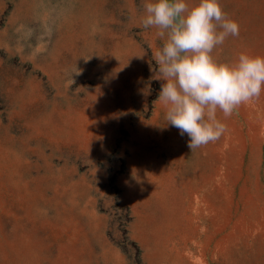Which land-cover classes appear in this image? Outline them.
I'll return each instance as SVG.
<instances>
[{
    "label": "rangeland",
    "instance_id": "obj_1",
    "mask_svg": "<svg viewBox=\"0 0 264 264\" xmlns=\"http://www.w3.org/2000/svg\"><path fill=\"white\" fill-rule=\"evenodd\" d=\"M143 3L0 0V264H264V91L190 151ZM219 3L213 57L264 56V0Z\"/></svg>",
    "mask_w": 264,
    "mask_h": 264
},
{
    "label": "clouds",
    "instance_id": "obj_2",
    "mask_svg": "<svg viewBox=\"0 0 264 264\" xmlns=\"http://www.w3.org/2000/svg\"><path fill=\"white\" fill-rule=\"evenodd\" d=\"M143 9L142 26L158 29L164 41L154 53L164 121L187 134L190 151L218 141L227 126L217 112L228 118L264 91V56L241 52L232 63L213 57L240 34L219 0H144Z\"/></svg>",
    "mask_w": 264,
    "mask_h": 264
}]
</instances>
